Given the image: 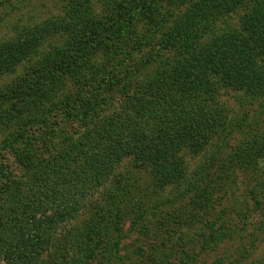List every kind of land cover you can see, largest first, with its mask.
Returning <instances> with one entry per match:
<instances>
[{"label": "trees", "instance_id": "obj_1", "mask_svg": "<svg viewBox=\"0 0 264 264\" xmlns=\"http://www.w3.org/2000/svg\"><path fill=\"white\" fill-rule=\"evenodd\" d=\"M60 3L62 15L0 44L1 77L38 54L46 38L55 42L36 67L0 92V129L12 130L4 147L34 148L22 157L25 172L16 179L3 173L0 161V264H40L51 249L64 252V264L91 261L101 246L98 228L106 222L120 228L121 211L113 208L131 186L108 193L110 210L99 207L96 223L66 225L94 207L124 161L150 168L162 187L182 185L184 195L193 193L216 156L193 169L186 157L201 154L227 130L224 94L264 92V0H103L100 13L93 0ZM162 6L174 20L165 30ZM152 18L154 30L142 31L140 24ZM157 35L161 49L137 58ZM30 124L44 129L30 135ZM50 131L59 132L61 147L41 156L35 142ZM258 138L238 155L242 163L264 155V136ZM146 212L139 205L136 221Z\"/></svg>", "mask_w": 264, "mask_h": 264}, {"label": "rangeland", "instance_id": "obj_2", "mask_svg": "<svg viewBox=\"0 0 264 264\" xmlns=\"http://www.w3.org/2000/svg\"><path fill=\"white\" fill-rule=\"evenodd\" d=\"M93 4L100 13L103 0H93ZM162 9L167 18L162 24L165 30L174 26V20L169 19L168 6ZM62 13L60 0H0V44L20 38L27 29ZM154 18L142 22L140 29L151 33L156 27ZM232 18L236 21L238 16ZM159 37L161 35H157L158 40L153 45L150 43L143 52L135 54L136 57L145 56L152 48L161 49ZM51 41L46 38L37 55L30 54L28 59L23 58L10 72L3 74L0 92L7 91L15 80L36 67L54 47L55 42ZM222 101L230 108L227 130L215 135L201 154L188 153L186 157V163L193 169L207 155L216 156L206 182L197 191L184 195V186L162 187L150 168L136 169L131 160L124 161L117 177L94 197V207L66 225V229H73L96 223L94 216L99 207L110 210L111 194L108 193L114 188L131 186L132 193L127 199L118 198L119 204L113 208L118 213L121 211L120 228L114 222H106V228L99 227L101 246L97 255L87 263L78 264H264V155H252L251 160H256L252 164L238 159L251 143L264 136V92L230 89ZM35 127V124L29 125L30 135L44 129ZM60 129L64 133L69 131L63 125ZM11 131L0 129V161L3 173L16 179L25 172L22 157L34 148L28 143L5 148L4 139ZM51 133V137L35 142L41 156L61 147L59 132ZM139 205L147 212L145 218L136 221L135 210ZM66 259L63 251L51 249L40 264H64Z\"/></svg>", "mask_w": 264, "mask_h": 264}]
</instances>
